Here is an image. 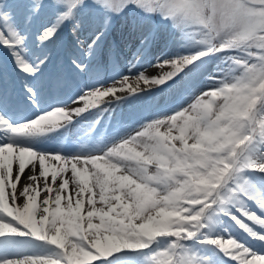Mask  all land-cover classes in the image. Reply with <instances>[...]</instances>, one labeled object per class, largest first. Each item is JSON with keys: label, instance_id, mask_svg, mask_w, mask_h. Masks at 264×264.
<instances>
[{"label": "snow or ice", "instance_id": "1", "mask_svg": "<svg viewBox=\"0 0 264 264\" xmlns=\"http://www.w3.org/2000/svg\"><path fill=\"white\" fill-rule=\"evenodd\" d=\"M46 6L51 19L36 27ZM120 16L132 21L130 63L163 45L159 75L86 86L17 123L0 63V264H127L129 251L148 264H264V251L214 231L227 217L264 249V0H0V48L20 73L21 102L36 105L42 92L67 86L59 70L45 73L64 27L81 43L85 25H97L84 44L92 57ZM221 54L222 74L209 75L207 88L138 128L120 134L117 126L110 146L37 147L85 113L190 81ZM97 122L88 121L85 137ZM162 240L166 247H152Z\"/></svg>", "mask_w": 264, "mask_h": 264}, {"label": "rangeland", "instance_id": "2", "mask_svg": "<svg viewBox=\"0 0 264 264\" xmlns=\"http://www.w3.org/2000/svg\"><path fill=\"white\" fill-rule=\"evenodd\" d=\"M43 16H48L51 15V10H50V6H46L45 9L42 11ZM89 10L85 9V11L81 14V19L86 20L87 17L89 16ZM51 18V17H50ZM132 22L131 21V17L130 16H125L123 22L121 23V25H119V27L117 28V35H121L122 38L126 37L127 35L129 36V38L127 40H131L132 42L135 43L134 39L131 38V35L129 34V32H126V29H128V27H130V25L126 22V21ZM94 28L97 25H92ZM72 27V26H71ZM90 26L88 24L85 25V28L83 31H88V35L86 38H90L91 37V32H89ZM130 31V30H127ZM73 39H77V37H71L70 39V47L72 46V43H75L73 41ZM181 43H183L182 41H178L175 44H173V46L169 49V53L170 54H174L177 49L180 48ZM129 43L126 42L125 44L122 45V51L126 52V50L128 49V45ZM29 47L32 48V51L35 50V46H34V42L33 44L29 43ZM133 47H135V44L133 45ZM162 48L163 45L162 44H158V48L156 49V51L154 52V49L150 56H149V60H153L152 64L156 63V57L162 55ZM58 50V47L53 46L51 49V54H55L53 53V51ZM86 52V51H85ZM182 54H188L187 52H182ZM145 60H143V62L140 64H136L137 61L130 63L133 61V59L130 60H126L123 61L124 65L117 69V72H115L114 76L112 75V77L109 79L108 83H112V79H120L121 76H129L131 75L132 77L138 75L141 72H146V74L149 75H155L150 73L149 71V67L148 65H146V61L148 59H146V57L144 58ZM11 60V55L9 53V55L6 57V62H9ZM125 60V59H123ZM223 60V54L220 55L219 59H212L210 61H208V63L203 67V69H201L199 71V75L196 76L195 78H190V81L188 82H184L182 81L181 84L174 88V89H167L166 90V94L164 96H160L157 97L155 94V97L152 98V96H149L148 94L146 95H142L141 98H136L133 100H128L126 103H122L121 105H119V107L115 108L113 111V115L115 114L114 120H113V127L112 129H110V131L107 134L108 138H104L103 142L98 143L96 141V139H98V135H94V137H92V141L90 143H88L86 145V147L88 148H103L106 144L110 146L111 140L110 138L113 136L114 131L117 129V126H120V134H123L124 132H126L128 129L124 127V125H128L132 128H138L142 123L151 120L155 117V115L157 113L160 112H167L168 114H171L172 110L177 106L178 102L183 98L184 100H187V96L188 94H190V92L192 90H196L199 88H207L208 87V81H207V77L209 75H216L219 76L222 73L218 70L217 66L219 64H221V61ZM83 63L87 66L92 67V63H93V59H90V62H86L84 60ZM151 64V65H152ZM13 67H15L14 63L12 64ZM134 65V66H133ZM126 67V70H125ZM231 67V66H230ZM16 69V68H15ZM122 69V70H121ZM127 69H129L127 71ZM131 69V71H130ZM120 70V72H118ZM236 69L233 68V71H235ZM81 73V71H79ZM93 73V72H91ZM84 76H87L86 72L84 71ZM185 83H188L189 86L185 87ZM168 93V94H167ZM113 108V107H112ZM50 111V110H49ZM79 127L81 128V131L85 128V126L83 124H80ZM61 137V135L59 134L58 137H56L57 139H59ZM85 145V144H82ZM234 227V229L232 230L231 227ZM227 230V231H225ZM214 231H218L219 235L222 236H227L228 234H231V236L233 238L238 239L239 238H244L247 237V239H249V242H252L254 244H257V246L260 247V243L258 241H254L252 240L250 237H248L246 235V233H244L233 221H231L230 219H228L227 217H221L220 218V222L217 223L214 226ZM244 236V237H242ZM167 246V241H160L159 244H154L152 247L153 248H164ZM197 249L201 250V252H203L204 248H208L210 249L211 246H200V245H196L195 246ZM254 248V247H253ZM254 250L257 251H264L263 249L258 250L256 248H254ZM129 251L127 254L126 259H129V261H127V264H148V261L145 260V258L138 254L137 252H131ZM130 253V254H129Z\"/></svg>", "mask_w": 264, "mask_h": 264}, {"label": "bare ground", "instance_id": "3", "mask_svg": "<svg viewBox=\"0 0 264 264\" xmlns=\"http://www.w3.org/2000/svg\"><path fill=\"white\" fill-rule=\"evenodd\" d=\"M74 36H75V35H74ZM85 36H86V34H84V32H82V33L80 34V36H79V40H80L81 43H76V44L78 45V47H80L79 50H84V44H86V41H85V39H84ZM147 64H149L148 67H149V71H150V73L155 74V75H159V73H160V69H159V68H156V67L154 66V64H152V60L148 61ZM151 64H152L153 66H152ZM107 84H108V85H111V83H107ZM107 84H106V85H107ZM231 229L233 230L234 227L232 226ZM239 242H242V243L248 245L247 241L245 242V241L243 240V238H239ZM248 246H250V245H248ZM250 247H251V246H250Z\"/></svg>", "mask_w": 264, "mask_h": 264}]
</instances>
